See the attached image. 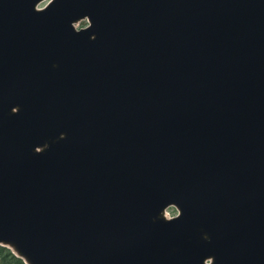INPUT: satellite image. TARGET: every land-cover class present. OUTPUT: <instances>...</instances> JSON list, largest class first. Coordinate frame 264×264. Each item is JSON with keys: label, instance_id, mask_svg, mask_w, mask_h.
Segmentation results:
<instances>
[{"label": "water", "instance_id": "water-1", "mask_svg": "<svg viewBox=\"0 0 264 264\" xmlns=\"http://www.w3.org/2000/svg\"><path fill=\"white\" fill-rule=\"evenodd\" d=\"M0 244L264 264V0H0Z\"/></svg>", "mask_w": 264, "mask_h": 264}, {"label": "trees", "instance_id": "trees-1", "mask_svg": "<svg viewBox=\"0 0 264 264\" xmlns=\"http://www.w3.org/2000/svg\"><path fill=\"white\" fill-rule=\"evenodd\" d=\"M0 264H24L23 261L15 257L9 250L0 247Z\"/></svg>", "mask_w": 264, "mask_h": 264}, {"label": "rangeland", "instance_id": "rangeland-1", "mask_svg": "<svg viewBox=\"0 0 264 264\" xmlns=\"http://www.w3.org/2000/svg\"><path fill=\"white\" fill-rule=\"evenodd\" d=\"M87 21L86 20H82V21H79L78 23H76L75 25H74V27H75V29H77V30H80V29H82V28H85L86 26H87ZM166 212H167V215L169 216V217H173L175 214H176V210L173 208V207H171V208H168L167 210H166ZM167 216V217H168ZM0 247H3V246H1L0 245Z\"/></svg>", "mask_w": 264, "mask_h": 264}]
</instances>
